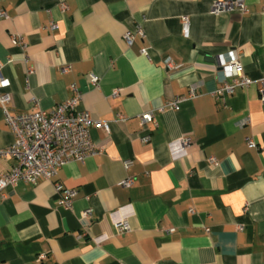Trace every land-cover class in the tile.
I'll return each mask as SVG.
<instances>
[{"label": "crops", "instance_id": "0c3cea01", "mask_svg": "<svg viewBox=\"0 0 264 264\" xmlns=\"http://www.w3.org/2000/svg\"><path fill=\"white\" fill-rule=\"evenodd\" d=\"M216 1L0 0V91L11 95L9 110H50L75 85L79 109L110 121L109 131L91 128L99 153L6 188L0 264H264V102L257 83L213 93L225 74L218 57L235 53L245 76L264 75V0L215 13ZM138 27L143 35L127 45L124 33ZM192 85L199 95L190 98ZM177 96L188 97L179 110H158ZM148 110L154 119L143 125ZM183 136L192 142L174 157L170 143ZM15 138L0 105V147ZM15 163L0 157V173ZM127 176L130 187L121 184ZM56 182L76 189L70 207ZM125 215L130 229L119 232L114 221Z\"/></svg>", "mask_w": 264, "mask_h": 264}, {"label": "built area", "instance_id": "2783aa9c", "mask_svg": "<svg viewBox=\"0 0 264 264\" xmlns=\"http://www.w3.org/2000/svg\"><path fill=\"white\" fill-rule=\"evenodd\" d=\"M66 4L62 2V7ZM238 8L243 12L247 11L245 0H222L216 1L212 11L217 13L223 10ZM0 15H5L4 11L0 10ZM182 32L185 37L190 34V21L188 16H182ZM56 23L52 24V28H56ZM143 35V29L138 27L136 31H126L124 39L127 45L131 46L134 42L135 34ZM15 42H20L17 35H13ZM141 53L147 55L148 49L142 48ZM168 66L174 67L171 58L166 59ZM217 67L224 69V76L221 77L220 85L214 90V94L220 97H225L227 94H232L237 88L247 87L253 83L258 84L259 97L264 102V75L258 79H252L243 74V66L235 53L229 60H223L221 57L216 59ZM1 67V65H0ZM69 65L62 67L63 71H67ZM90 82L93 85L99 84L97 75L90 74ZM227 77H231L227 80ZM4 84V80L0 78V88ZM197 85H192L188 97L193 98L199 95ZM74 94L66 100L57 104L50 110L35 109L28 112L13 113L8 108V103L11 100L10 93L0 91V105L4 110V118L6 123L15 133V141L7 146L0 147V157H11L16 160V163L7 172L0 173V196H4V191L7 187L15 185L20 180L35 184L41 177L45 179L52 178L63 165L70 161H84L88 156L99 153L101 149L97 147L91 137L92 127H102L109 131L110 121L95 119L87 110L79 109V104L82 99V93L78 87L72 86ZM118 89L114 91L117 95ZM185 96H177L172 100L167 101L164 105L158 108L162 111L165 108L179 110L181 103L188 99ZM125 117L119 115L115 121L123 120ZM142 124L152 122L154 119V110L144 111L140 114ZM240 125L249 123V118L245 117L239 121ZM149 135H144L142 140L148 141ZM192 139L190 136H183L170 143L174 157H180L181 154H186L187 146L190 145ZM247 144L255 147L256 143L253 139L248 138ZM179 147L182 152L176 153L175 147ZM210 161H215V157L211 156ZM131 161L125 162V167L128 169L131 166ZM134 177L127 176L121 184L125 187H130L134 183ZM56 189L63 193L65 197H61L59 202L61 205L70 207L72 198L77 191L73 188L65 187L63 184L56 182ZM85 215L90 214V210L84 211ZM114 224L119 232H124L130 229L127 216L118 217ZM44 254L39 256L42 259Z\"/></svg>", "mask_w": 264, "mask_h": 264}]
</instances>
